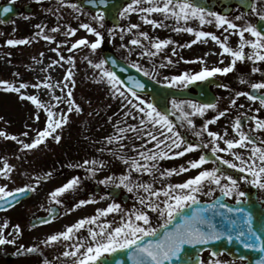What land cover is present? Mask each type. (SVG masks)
<instances>
[{"label": "snow or ice", "instance_id": "1", "mask_svg": "<svg viewBox=\"0 0 264 264\" xmlns=\"http://www.w3.org/2000/svg\"><path fill=\"white\" fill-rule=\"evenodd\" d=\"M39 2L41 0H37ZM56 3V8L45 9L57 18L54 26L36 23L32 35L4 41V45L9 48L31 45L39 39L54 45L50 51L55 53V58L50 59L41 71L47 73L53 68L64 69L59 80H53L51 76L43 79L36 77L34 82L0 79V91L14 93L18 100L33 106L30 119L39 122L41 113L44 114L43 126L32 128L27 124V130L19 135L0 129V138L16 142L21 153L46 146L49 140L56 144L61 142L64 127L70 122V114L84 111L74 97L77 71L75 53L87 48L89 55L84 56L83 60L93 71L90 79L103 84L109 97L121 100L120 112L113 114L120 118L113 123L112 134L94 143H102L103 146L97 148V152H107L124 165V171L119 176L107 175L97 183L105 188L125 190L133 195L134 203L124 207L115 199L114 192H106L99 199L94 195L76 199L66 213L100 201L109 202L103 207H96L91 214L80 216L62 230L46 235L39 244H20L15 254H36L41 257L40 264H235L234 261L219 258L222 251H227L225 247L211 248L207 261L201 258L205 246L220 243L237 244L259 254L254 261H249L245 255H238L241 264H264V217L256 222L253 212L245 207L251 196L241 189L242 181L264 193V117L259 115L264 111V80L250 83L249 91H234L228 98L227 106L222 109L217 102L204 103L173 97L170 111L161 110L153 100L140 94L145 88L144 83L131 76L125 81L117 75L114 67L119 65L115 59L90 58L104 41V33L100 29L105 26L106 10L100 6L108 5L109 0H56ZM86 5L94 6V13L87 11ZM237 6L250 10L259 23L246 20L243 14L229 17L210 9L200 0H129L113 14L117 19L137 14L143 24L153 29L167 28L172 32L190 34L194 38L179 44L171 38L151 37L147 31L140 30L139 23H129L126 27L117 24L108 28L107 32L109 36L119 34L121 41L125 40V34H131V39L121 43L120 48L128 55L135 52L138 57H147L152 63L150 71L141 68L138 61L133 62L132 66L143 71L144 76L151 75L153 79L159 68H167L180 61L199 62L202 65L199 71H184L163 77L169 87L184 89L194 82L216 77L217 74L227 75L234 71L238 62L250 61L253 65L251 73L261 72V68L256 65L257 62H264V0H238ZM64 9L71 10L69 15L78 21L77 26H72L64 17ZM11 11L12 8L7 6L2 9L3 13ZM81 16H87L88 21H80ZM29 18L24 17L26 20ZM5 22L0 19V24ZM206 25L222 30L225 35L221 37L215 32L204 30ZM81 30L86 35L75 40L68 39L75 37ZM55 34H62L64 39L57 40ZM88 35L94 39L89 40ZM233 35L238 37L235 47L229 43V37ZM209 40L219 47L218 53L214 50L205 52L203 57H196L193 61L185 60L183 56H179V60L172 59L179 55L178 48H190L198 42L208 43ZM170 45H174L170 49L171 55H165L158 64L155 63L154 58ZM61 49L69 54L65 56ZM6 55L11 57V52ZM209 55L220 56L217 63L221 65L224 64L223 57L227 56L229 63L223 67H209L205 59ZM43 57L44 52H39L31 59L40 65L43 64ZM6 62L11 63V60ZM13 75L19 78L21 74L15 72ZM239 82L249 83L244 78ZM218 87L232 92L227 84L221 83ZM29 88L43 92L48 99L42 100L37 92L28 93ZM240 97H245L251 105L258 104L257 107H249V112L253 114L239 113L221 131L212 130L210 126L227 117L232 108H244L243 104H237ZM209 111L214 113L210 118L207 116ZM170 116H174L175 120ZM197 117L201 118L199 126L196 124ZM108 120L112 122L113 117H108ZM130 120L133 123H129ZM30 132L32 136L28 139ZM189 135L192 139L188 138ZM129 152L133 155H129ZM197 152L200 153L198 156L190 157L177 166H162L163 161ZM223 154L231 158H225ZM0 160L3 161L0 180L6 181L0 182V210H4L5 206L13 207L14 202L18 203L28 193H35L42 182L53 175L49 170L43 175L29 177L30 182L22 186L10 188L9 182L13 179L15 166L4 157H0ZM209 163L212 167H207ZM221 165L238 175H233ZM106 166L105 160L97 158L68 164L69 168L83 169L86 176L82 178L74 175L50 190L47 194V217H36L31 227L47 225L56 220L65 197L78 193L82 179H94ZM188 173L193 174L179 182L171 180L174 176ZM145 175L150 179L144 180ZM202 196L210 199L202 200ZM152 213L156 214L155 224ZM6 227L7 222L0 225V245H15V238L8 239L3 234ZM13 230L16 235H22L19 224L14 225ZM57 247L61 250L52 260L44 256V248Z\"/></svg>", "mask_w": 264, "mask_h": 264}, {"label": "rangeland", "instance_id": "2", "mask_svg": "<svg viewBox=\"0 0 264 264\" xmlns=\"http://www.w3.org/2000/svg\"><path fill=\"white\" fill-rule=\"evenodd\" d=\"M13 1L17 6L21 7V11L18 16L14 17L9 22H5L0 24V79H8L15 80L21 79L24 81L34 82L36 77H40L43 79L45 76H51L53 80H59L64 72V69L61 68H53L50 69L49 72H42L41 69L46 67L50 61V59L55 58V53L50 51V47L54 45H49L42 39H39L36 42H33L31 45H22L16 47H7L4 45V41L8 38H23L32 35L35 32L34 25L36 23H43L48 25L49 27L54 26L57 23V18L53 16L51 13L45 11L47 8H56L57 3L56 0H41V2L37 3V0H0V4L2 2ZM219 3H222L220 1ZM28 5L31 7V11H27L24 7ZM218 9L221 10L222 14L225 7L222 3L217 5ZM87 11H90L86 9ZM71 10L64 9L62 13L64 17L69 20L72 26H77L78 21L73 19L71 15H69ZM92 12V11H91ZM94 13V12H93ZM237 14L245 15L246 20L256 22L257 18L251 15L250 10H245L244 8H238L237 4H233L232 10L229 14V17H234ZM25 16L30 17L29 19H24ZM154 17L159 18L156 14H153ZM14 21V23H13ZM80 21L87 22V16H81ZM62 22V21H61ZM129 23H139L141 25L140 30L147 31L151 37H159L160 39L171 38L174 41H177L179 44H184L194 37L187 33H176L172 32L167 28H156L153 29L150 25L143 24L137 14H132L129 17L119 20V25L126 27ZM166 23L171 24L172 21H166ZM240 23V22H237ZM195 26V25H193ZM110 27H114V25L110 22L105 21V26L103 29H100L104 33V41L102 42L101 47L97 50L94 56H90L93 60H99L100 58H104L103 53L107 49H110L115 54H117L120 58L125 60L127 63L132 64L133 62H139L141 68L151 70L152 63H150L147 57L141 58L138 57L135 52L132 55H128V53L120 48L121 43H127L129 39H131V34H125V40L121 41L119 39V34L115 36H109L107 29ZM15 28V31L13 29ZM204 30L215 32L217 35L223 37L225 33L222 30L216 29L212 25L204 26ZM117 33L119 30L117 29ZM57 36V40L64 39L62 34H55ZM86 33L81 30L77 33L75 37L68 38L69 40H75L80 36H84ZM247 35V34H246ZM88 39L92 40L94 37L88 35ZM229 43L233 47H235L238 43V37L230 36ZM196 45V46H195ZM174 45H170L167 49H165L160 56L154 58L155 63H159L161 57L171 55V47ZM214 50L215 52H219L220 49L218 46L209 40L208 43H197L192 45L190 48H178L177 51L179 53L178 56L172 57V59L179 60V56H183L185 60L193 61L196 57H203L205 52H209ZM249 51V49H245V51ZM62 53L67 56L66 50L61 49ZM11 52V57H8L6 54ZM39 52H44L43 64L37 65L34 61H32L31 57L34 55H38ZM89 55L88 49L83 48L80 51L75 53L76 56V87L74 89V97L78 103L81 104L84 111L80 114H70V122L68 125L64 127L63 130V138L59 144L48 141L46 146H41L40 148L21 153L19 151V146L16 142L11 140H5L0 138V157H4L8 160V162L15 166L14 171L12 173V181L9 182V187L22 186L26 182L29 181V177L33 175H43V173L51 170L53 175L46 181H43L41 186L38 187V190L32 194V196L23 202H21L16 207L8 210L0 212V225H3L7 222V227L3 229V234L7 236L8 239L15 238L16 244H6L0 245V264H40V259L36 254H27V255H16V250L20 244H24L26 246L31 244H39L44 237L39 236L38 232L42 229H48V234L56 230H62L63 227L67 226V224L74 222L80 216L85 214L93 213L96 207H103L109 201H100L97 204H91L84 206L81 209H77L71 213H66L67 208L73 203L74 200L79 198H88L90 195L96 196L99 199L100 195H104L107 191L105 186L97 183L98 180L103 179L107 175H116L119 176L124 171V165H122L119 161L115 160L111 157L107 152L99 153L97 152V148L103 146L102 143H94V141H101L102 138L106 135H111L113 132V123L116 119L120 117L113 116L114 113L120 112L121 100L112 99L107 95V90L103 84L95 83L90 77L93 75L92 69L88 66L87 62L83 60L84 56ZM39 58V57H38ZM10 59L11 63H7L6 61ZM207 66H226L229 63V58L227 56L223 57L224 64H218L217 62L221 59L218 55H211L210 57H206ZM258 63V62H257ZM252 62L245 61L243 63L238 62L234 71L228 73L227 75L217 74L216 78H219L221 83L227 84L232 89V94L234 91H249L250 83L257 82L260 80H264V73H251ZM257 66V65H256ZM202 65L199 62L193 63H185L184 61H180L179 63L174 64L173 66L167 68H159L158 74L156 75L155 81H159L165 84L163 77L180 74L184 71L196 72L201 69ZM67 65H65V69ZM140 70V69H139ZM141 71V70H140ZM20 72V77H14L13 73ZM143 72V71H141ZM148 77L152 78L151 75ZM227 77V80L226 78ZM241 78L248 80V84H241L239 81ZM153 79V78H152ZM213 92L217 95V103L220 109L227 106L228 98L225 97L226 93L225 89H222L218 86H211ZM28 93L37 92L40 95L42 100H47L48 96L39 90H34L32 88L27 89ZM57 94H61L57 92ZM146 99H150L149 96H142ZM171 99L168 101L169 107ZM90 102V103H89ZM237 104H243L244 108L234 107L232 108L230 114L221 118L215 125H211L210 128L212 130L221 131L223 127L229 125L230 121L239 113L248 112V114H253L249 112V107H257V105H251V102L247 101L245 97H240L237 101ZM63 107V105H61ZM34 111L33 106L29 102H21L18 100L17 95L14 93H6L0 91V129L5 130L9 134L19 135L22 131L27 130L25 125L30 124L32 128H39L43 126L44 122V114L41 113V119L39 122H35L30 119L32 112ZM91 113V115H89ZM262 113V112H261ZM259 113V115H261ZM214 113L209 111L207 116L210 118ZM112 116L113 121L109 122L108 117ZM171 119L175 120L174 116H170ZM17 120L19 125L13 128V121ZM129 123H133V121H129ZM201 123V118H196V124L199 126ZM183 131V130H182ZM229 132L231 133V129L229 128ZM259 135V133H257ZM32 133L30 132V139ZM189 139H192L191 135L188 136ZM264 138V137H262ZM91 141V142H90ZM139 143L138 141H133ZM205 151V150H201ZM129 155H133V153L129 152ZM200 153L188 154L185 157L178 158L175 160H166L162 162L163 167H173L177 166L181 163H184L185 160L190 157L198 156ZM89 158H97L106 161L107 166L101 169L96 177L82 179L81 190L76 194H69L65 197V203L60 207L61 212L56 220L47 225L38 226L35 228L31 227L30 221L33 217L45 215L47 213L46 209L48 207L47 194L54 187L60 185L65 182L67 179L71 178L74 175H79L82 178L86 176V173L83 169H70L67 170L65 166V161L71 160L75 163H79L78 159H89ZM225 158H231L227 154ZM71 156V157H70ZM19 157V158H17ZM3 161L0 160V166H2ZM207 167H212V164L209 163ZM221 167L225 168L228 172L233 175H238L232 169H228L227 166L221 165ZM68 173H67V172ZM25 173L27 175H25ZM193 173H188L182 176H174L171 178L172 182H179L187 177V175H192ZM144 180L150 179L147 175L143 177ZM0 182H6L0 180ZM99 185L101 187V191L96 194L94 192V187ZM248 184H245L241 181V189L244 191L250 190ZM123 193H127L123 190ZM129 194V193H127ZM218 196L219 193H216ZM264 195V193H261ZM202 200L210 199V197H201ZM120 202L124 207H130L134 203L133 195L129 194V201L123 202L121 199H116ZM231 201V200H229ZM232 202V201H231ZM43 206V207H42ZM153 216V224L156 223L155 213L151 214ZM111 218V217H110ZM19 224L22 229V235H16L13 230V226ZM11 233V235H9ZM43 248L44 246L41 245ZM60 248H44V256L49 260H52L53 257L58 255ZM209 252L204 253L203 260L207 261L210 257H207ZM10 257V258H9ZM220 259L228 260L229 262H235V264H241V262L236 258H232L229 255L221 254Z\"/></svg>", "mask_w": 264, "mask_h": 264}, {"label": "water", "instance_id": "3", "mask_svg": "<svg viewBox=\"0 0 264 264\" xmlns=\"http://www.w3.org/2000/svg\"><path fill=\"white\" fill-rule=\"evenodd\" d=\"M127 1L129 0H109L108 5L100 6L101 8L106 10V20H110L113 23L117 24L118 19L113 14L117 11L118 8L123 6L125 2ZM202 1L204 0H200L201 3H203ZM225 1L227 4L233 1L238 2V0H225ZM6 6L12 8V11L10 13L2 12L3 7H6ZM86 7L90 8L91 10H95V7L92 5H86ZM19 12H20V8L16 7L14 3H6L0 6V18L6 22L10 21L14 16H17ZM104 57L112 58L117 61V64L119 65V67H114V70L117 72V75L121 77V79L128 81V77L131 76V77H134L140 80L142 83H144L145 88L140 91V94H149L151 96V100H153L157 104V107L160 108L161 110H169L167 101L170 97H175V98L176 97H180V98L188 97V98H192L195 100H199L200 102H204V103L215 102L216 98H215L214 93L211 92L210 90L209 80H207L206 82H202V83L191 84L190 86H193L197 90V94H195L193 92H190L189 89L179 90V89H173L167 85L164 86V85L159 84L158 82L144 76V74H142L140 71H138L134 67L128 65L127 63L119 59L114 53H112L109 50L105 51ZM96 189L98 190L99 187H97ZM109 192H114L115 197H119L121 193V189L109 188ZM31 194L32 193L26 194L25 198H22L21 200L28 198L29 196H31ZM122 200L127 201L128 195H123ZM15 204L17 203L14 202V205ZM245 207H248L253 212L254 218L257 223L260 221L262 217H264V213L260 210L259 206L256 203L249 201V204L245 205ZM6 208L7 206H5V209ZM59 212H60V209L58 211V214ZM44 217H47V216H44ZM33 222H35V218L32 220V223ZM221 247L227 248V251H222V252H227L233 258H237L238 255H245L248 257L249 261H254L255 259L258 258V255H259L258 253L250 252L249 250L244 249L242 246H238L237 244L221 245L220 243H217L212 246H205V249H210V250L211 248L220 249Z\"/></svg>", "mask_w": 264, "mask_h": 264}, {"label": "flooded vegetation", "instance_id": "4", "mask_svg": "<svg viewBox=\"0 0 264 264\" xmlns=\"http://www.w3.org/2000/svg\"><path fill=\"white\" fill-rule=\"evenodd\" d=\"M206 3H208V6L212 7V10L217 11V12H221V10H219L218 6H217L218 0H206ZM257 66L261 67L263 69V73H264V62H258ZM230 95H232V93L226 94L224 96L229 98ZM245 113H248V112H245ZM260 116L264 117V111H262ZM246 192H248L250 194L251 200L256 199L261 204V206L264 208V195H261V192L258 189L252 188L251 191H246Z\"/></svg>", "mask_w": 264, "mask_h": 264}, {"label": "bare ground", "instance_id": "5", "mask_svg": "<svg viewBox=\"0 0 264 264\" xmlns=\"http://www.w3.org/2000/svg\"><path fill=\"white\" fill-rule=\"evenodd\" d=\"M39 236L46 237L48 235V229H42L38 232Z\"/></svg>", "mask_w": 264, "mask_h": 264}, {"label": "trees", "instance_id": "6", "mask_svg": "<svg viewBox=\"0 0 264 264\" xmlns=\"http://www.w3.org/2000/svg\"><path fill=\"white\" fill-rule=\"evenodd\" d=\"M17 125H19V122L17 120H14V123H13V128H15ZM67 170L69 171L70 168L67 167ZM67 172V171H66ZM68 173V172H67Z\"/></svg>", "mask_w": 264, "mask_h": 264}]
</instances>
